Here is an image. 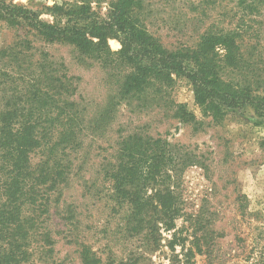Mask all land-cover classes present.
I'll list each match as a JSON object with an SVG mask.
<instances>
[{
  "label": "rangeland",
  "instance_id": "rangeland-1",
  "mask_svg": "<svg viewBox=\"0 0 264 264\" xmlns=\"http://www.w3.org/2000/svg\"><path fill=\"white\" fill-rule=\"evenodd\" d=\"M0 2L53 24L56 7L66 11L85 4L103 18L114 0ZM253 11L242 10L238 0H144L142 9L148 31L170 49L237 27L244 33V49L261 58L264 4ZM26 26L0 18V114L18 111L12 117L15 130L30 125L22 110L30 107L31 87L40 83V74L23 73L45 62L66 74L72 85L69 95H56L58 89L48 95L75 102L81 121L79 127L75 124L73 139L62 134V106H43L42 118L31 122L37 141L73 142L59 156L67 163L66 174L49 195L48 213L40 220L54 241L51 263L81 264L77 245L83 244L101 264H264V117L245 107L215 122L196 104L192 86L182 78L162 96L151 89L149 97L124 99L128 65L84 55L71 44L46 43L37 33L29 34ZM108 45L113 52L121 49L118 39H109ZM17 63L22 70L14 84ZM177 105H184L195 120L183 123ZM40 133L46 137L38 139ZM28 136L25 131L23 138ZM132 137L142 138L136 148L144 147L145 140L151 146H160L154 142L162 140L186 147L201 163L170 168V177L153 168L155 173L141 176L144 182L136 175L129 178L131 186L116 191L118 172L144 158V148L140 155L120 152L122 142ZM157 152L154 148L147 157ZM31 160L35 166L42 156L34 153ZM2 175L0 171V180ZM4 200L0 185V204ZM167 200L175 215L167 212ZM139 206L144 211L138 216Z\"/></svg>",
  "mask_w": 264,
  "mask_h": 264
},
{
  "label": "trees",
  "instance_id": "trees-1",
  "mask_svg": "<svg viewBox=\"0 0 264 264\" xmlns=\"http://www.w3.org/2000/svg\"><path fill=\"white\" fill-rule=\"evenodd\" d=\"M143 1L114 0L103 18L85 4L81 7L71 6L66 11L56 7L57 19L53 24L40 20L38 14L30 10L0 2V18L11 25L27 24L29 34L37 33L46 43L71 44L84 55L106 57V60L128 65L131 72L121 91L124 99L149 97L153 91L151 89L162 96L175 79L182 78L192 86L196 104L215 122L222 121L230 110L245 107L253 108L258 116L264 117V55L255 57L244 49V33L240 28L204 34L195 45L170 49L148 31L145 23L148 16L142 12ZM263 4L264 0H238V6L250 14ZM109 39L120 41L121 49L118 52L110 49ZM49 65L42 62L33 67L36 71L23 73L31 77L40 74V83L34 82L31 87L30 107L22 110V118L30 119V125L15 130L13 126L16 123H12V117H16L18 111L0 114V171L4 174L0 185L5 197L0 204V264H52L53 260L51 231L44 228L40 220L48 213L49 195L66 174L67 163L59 156L65 155V150L73 142L37 141L31 122L34 117L36 120L42 118L43 106H62L64 112L67 110L61 114L65 120L62 134L64 138L73 139L76 135L75 124L79 127L81 121H78V112L74 111L75 102H60L54 98L55 95H48L56 89V95L61 91L69 95L72 87L69 84L71 79L66 74L58 73ZM19 66L13 75L14 84L19 82L21 76ZM42 80L47 83H42ZM48 102L50 104H46ZM177 108V115L183 123L195 120L184 105H177ZM47 130L43 128L42 131ZM25 131L29 132L27 139L23 138ZM44 137L40 133L38 139ZM139 140L142 138L132 137L121 144L120 152L130 156L139 154L140 148H144V158L142 161L136 160L134 166L129 165V169L118 172L119 179L113 187L116 191L119 187L131 186L129 184L133 183L129 178L136 175L144 182L141 176L147 178L155 173L153 168L159 167L160 176L170 177V168L201 163L197 161L198 156L178 144L160 140L154 142L160 146H151V142L145 140L144 147L136 148L135 143ZM154 148L158 152L149 154V159L147 154ZM37 152L42 160L31 166V155ZM164 193L169 196L168 192ZM167 204V212L175 215L172 202L167 200ZM27 207L31 210L29 213ZM143 211L144 208L139 206L136 213L139 216ZM77 246L80 247L81 264L102 263L87 246ZM37 256L38 259L33 258Z\"/></svg>",
  "mask_w": 264,
  "mask_h": 264
}]
</instances>
